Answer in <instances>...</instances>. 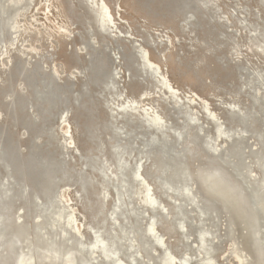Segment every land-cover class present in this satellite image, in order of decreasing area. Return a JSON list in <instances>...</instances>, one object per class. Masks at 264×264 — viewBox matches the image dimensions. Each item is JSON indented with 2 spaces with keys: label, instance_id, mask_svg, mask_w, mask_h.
I'll return each mask as SVG.
<instances>
[{
  "label": "rangeland",
  "instance_id": "obj_1",
  "mask_svg": "<svg viewBox=\"0 0 264 264\" xmlns=\"http://www.w3.org/2000/svg\"><path fill=\"white\" fill-rule=\"evenodd\" d=\"M102 1L113 18L105 29L92 0H0L5 240L25 226L15 252L32 245L28 264H46L40 247L52 241L80 243L75 264H112L92 246L98 233L118 240L125 264H162L166 250L173 264H264V0ZM142 51L181 93L185 112H173ZM126 100L153 106L166 127L146 124L142 108L121 109ZM221 123L228 136H217ZM214 169L222 180L208 188L203 178ZM46 200L64 211L58 226ZM152 220L161 244L146 233Z\"/></svg>",
  "mask_w": 264,
  "mask_h": 264
},
{
  "label": "bare ground",
  "instance_id": "obj_2",
  "mask_svg": "<svg viewBox=\"0 0 264 264\" xmlns=\"http://www.w3.org/2000/svg\"><path fill=\"white\" fill-rule=\"evenodd\" d=\"M19 1L20 0H15V4H17ZM92 2H93V6H94L93 11H95V9H97V8L100 9V11L98 10L100 12V16H101V20H102V23H100V27L105 29L107 26H109L113 22L111 12L108 10L109 7L103 1L100 3L99 0H92ZM106 17L108 19H105ZM140 57H141L142 66L144 68L148 69L152 74H154L156 76L157 82H158L160 88H163L165 90V92L169 94L168 98L173 99V103H174L173 107H172L173 112L174 113L185 112V109H184L185 105L180 103L181 98H182L181 93L178 91V89L174 88L171 85L169 79L162 72L159 65H157L156 63H154L150 60V58L147 56L146 51H142L140 54ZM252 74H254V73H252ZM256 77H257V75H256ZM185 97L187 98V100H191V101H194L196 98L201 100V98L199 96H196V95L195 96L184 95V98ZM143 103H144V101H143ZM120 107L123 110H129V109L130 110H137L138 108H142V110L144 111L143 112V120L145 121L146 124H148L149 126L153 127L156 130L162 131V129L164 127H166V125H167V122H166L167 120L164 119L163 118L164 116L161 114V112L156 110L153 106H144V105L137 103L134 100H126L123 104L120 105ZM203 107L207 111L208 115H214L213 113L210 112V110L208 109L205 102L203 104ZM189 118H190L189 119L190 122H194L196 120L194 117H189ZM216 133H217L218 137L225 136V135L228 136V130L223 125V123L217 125ZM177 136L181 137V133L178 132ZM118 167H119V169L122 168L121 162L118 164ZM219 173H220L219 169H214L212 172H210L208 179L203 178L204 183L208 188L217 187V185H218L217 180H220L219 182H221L222 179L219 177L220 176ZM194 175L196 176V174H194ZM135 176H138L139 178H141V174L139 173V170L137 171ZM246 178H248V177H246ZM161 187H163V186H161ZM184 190L188 194H191L188 187H185ZM8 191L9 190H7L5 192V196H2L0 198V203H8V201H9L8 200L9 199V196H8L9 192ZM118 193H119V191H118ZM169 193H171V191ZM4 197H5V199H3ZM257 197L260 199L261 195L257 193ZM144 201L148 205H150L151 207H153L156 203H158L156 197L153 195V193L151 192L150 189H147ZM260 203L261 202L259 201L258 205H261V207L264 208V203L263 202L261 204ZM147 204H145V205H147ZM54 205H55L54 200L43 201V210L46 213H49V215H51L50 221H51L52 225L58 226L60 223V220L64 218V211L61 208L53 210ZM256 207H257V205H256ZM257 213H255V212L252 213L254 215V219L258 218ZM73 220H75V218H73ZM70 224H71V217L70 216L65 217L63 225L65 227H68V226H70ZM9 225L10 224H8L7 218H5V216L2 213H0V260L4 261V260H7L11 257V258H13V264H28V261L31 258H33L32 254H31L32 251H34V249L32 250V245L29 247V252L26 254H23V253L18 252V251L15 252V243H22L23 242L24 235H25V228H24L25 226H23V225L16 226V229L14 230V233H12L11 238L8 240H5L6 230L8 229ZM41 225H43V224H41ZM154 230H155V222H154V220H152L149 223V225L147 226L146 233L150 234L151 236H154L156 242L161 244L162 239H163L162 235L161 234L155 235ZM252 234H253L254 240L257 243V245L258 246L262 245V240L260 237L261 225L257 220H256L255 224H253V226H252ZM204 235H205V233L201 232L200 236H199L200 237L199 238L200 243L203 246L206 243ZM59 236L63 239L67 236V231L65 228H62ZM117 241L118 240L116 238H112L108 242L106 239H102L98 233V234H96L95 243L92 246L98 247V251L100 252L101 256L104 259H106L107 261H109L110 263H112V264H125L123 261H121L117 257L119 250H120V247L118 246ZM129 247L134 248V244H133L132 240H130ZM40 248L42 249L41 253H43V255L49 260L46 264H55V261H58V260H61L63 262V264H75L76 263V256L79 252L82 251L83 246L80 245V243H79V246L74 247L71 243V245L69 247L63 248L59 242L52 241V242H50V244H48V246L40 247ZM209 249L210 248L208 247L205 249V251L208 253ZM200 250H202V249H200ZM174 260H175V256L173 254H171L170 251H168V250L164 251L162 264H173ZM209 260L207 261L206 264H210ZM187 261H188L187 259H183L181 261V263L186 264ZM231 264H239V263L237 262V259L235 258L232 260Z\"/></svg>",
  "mask_w": 264,
  "mask_h": 264
}]
</instances>
